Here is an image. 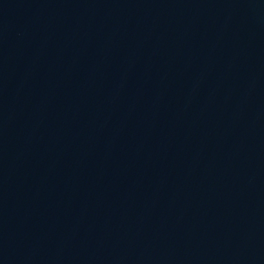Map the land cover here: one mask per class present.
I'll use <instances>...</instances> for the list:
<instances>
[{"label":"water","instance_id":"water-1","mask_svg":"<svg viewBox=\"0 0 264 264\" xmlns=\"http://www.w3.org/2000/svg\"><path fill=\"white\" fill-rule=\"evenodd\" d=\"M0 264H264V0H0Z\"/></svg>","mask_w":264,"mask_h":264}]
</instances>
